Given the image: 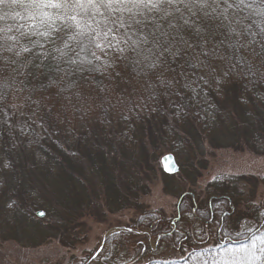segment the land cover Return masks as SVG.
<instances>
[{
    "label": "rangeland",
    "instance_id": "374dc122",
    "mask_svg": "<svg viewBox=\"0 0 264 264\" xmlns=\"http://www.w3.org/2000/svg\"><path fill=\"white\" fill-rule=\"evenodd\" d=\"M258 12L245 16L236 27L252 24L255 30ZM125 75L132 84H121V89L131 92L137 83L131 66ZM177 79L180 84L185 78ZM108 83L81 81L58 98L36 91L34 99L51 97L42 100L33 117L37 123L20 117L19 123L27 125L23 132L20 127L0 128V264H81L96 255L104 238L132 229L145 213L159 217L162 228L172 227L177 200L184 194L196 207H204L213 196H224L233 219H242L238 226L231 225L233 233L246 227L243 223L260 224L264 100L258 97L264 95V81L252 85L232 74L222 96L214 86L197 101L175 95L179 84L174 82L168 97L159 95L158 102H148L158 111L139 115L127 107L113 109L104 101L110 94L101 93L100 87ZM76 91L95 96L90 111H75L73 105L80 107ZM111 102H116L114 95ZM173 103L184 106L179 119L173 116L177 110ZM168 153L176 162L174 173L165 172L160 162ZM219 175L235 179L219 184L213 180ZM137 234L126 246L129 259L144 244L154 258L163 260L188 253L158 244L160 235H152L147 227ZM91 264L103 263L97 258Z\"/></svg>",
    "mask_w": 264,
    "mask_h": 264
},
{
    "label": "snow or ice",
    "instance_id": "6c2138e0",
    "mask_svg": "<svg viewBox=\"0 0 264 264\" xmlns=\"http://www.w3.org/2000/svg\"><path fill=\"white\" fill-rule=\"evenodd\" d=\"M244 4L245 0H0V20L23 21L0 28V54H11V57L0 55V73L10 69L18 75H32V72L17 70L33 67L36 78L46 76L48 87L58 89L57 95L76 88L79 81L102 85L107 80L109 83L100 87L101 93L110 94L104 96V101L113 109L127 107L128 111H135L138 115L145 110L158 111L155 107L149 108L148 102H158L159 95L168 97L167 89H171L174 82L179 83L177 78L187 77L185 69H199L205 73L198 79L208 84L206 77L211 78L217 94L222 96L237 65H231V69L222 74L212 66L211 59H224L219 51L224 41L215 39L217 35H223L218 30L226 28L229 36L234 34L240 39L249 36L255 40L257 35L264 38V11L257 13L260 19L254 22L258 31H252V24L237 30L235 23L238 22L230 17L232 10ZM209 21L212 24L205 27ZM14 28L15 35L11 34ZM210 44L211 48L208 47ZM236 44L239 45L237 52L247 46L239 40ZM228 46L235 47L233 44ZM261 47L262 52L257 55H264V45ZM129 66L137 82L131 92L127 87L121 89V84H132L125 75ZM49 73H55L56 78ZM169 73L173 75L169 77ZM192 75L196 72L193 71ZM247 75L255 76L256 73L249 67ZM97 77L101 79L97 80ZM260 80L264 81V73L260 74ZM13 83H16L15 76ZM19 84L23 85V81ZM183 87L196 94L191 83H185ZM8 88L6 83L0 86V128L20 127L23 132L27 125L26 122L20 124L19 118L27 117L37 123L33 117L37 115L42 100L51 97L33 99L34 91L27 89L28 94L18 99L26 91V86H18L15 89L17 96L10 102ZM158 89L166 91L160 93ZM112 95L115 103L111 102ZM175 95L183 98L179 91ZM75 96L80 105H73L75 111L85 113L91 110L95 100L91 91L87 95L76 91ZM65 99L71 102L70 97L65 96ZM258 99L264 100V95ZM172 106L177 109L173 116L179 119L184 106L175 103ZM38 126L44 127L42 123ZM38 215L44 216L45 213ZM227 216L224 213L221 217L224 224L219 221L216 224L226 227ZM259 218L264 221V210L259 212ZM217 231L216 226H195L196 246L204 242L205 237L215 239ZM247 231L251 233L247 244L229 247L217 242L219 251L212 252L211 264H264V231H253L251 227ZM120 255L123 257L124 254ZM117 264H135V258L122 259ZM150 264L174 262L151 261ZM203 264H209L208 259H204Z\"/></svg>",
    "mask_w": 264,
    "mask_h": 264
},
{
    "label": "trees",
    "instance_id": "16d2710c",
    "mask_svg": "<svg viewBox=\"0 0 264 264\" xmlns=\"http://www.w3.org/2000/svg\"><path fill=\"white\" fill-rule=\"evenodd\" d=\"M248 5L251 6L249 7ZM263 8L264 0H245L244 5L232 10L230 18L234 22H239L240 20L245 18V16L258 12ZM16 23H23V21H13L11 19L0 20V28L11 26ZM211 24L212 22L209 21L205 24V27H208ZM236 24L238 25V23H235V26ZM237 30L241 31L242 29L237 26ZM218 31L220 33H223V35H217L215 39L217 41H224V43L220 45L219 49L220 54L224 57V59L210 60L212 66L216 68L217 73L219 74V72L223 73L224 71H229L231 69V65L236 64L237 67L232 70L234 75H237L240 78H244L248 82H251L253 80L257 81L255 84L251 83L252 85L263 82L260 80V74L264 73V55H257V53L262 52L261 46L264 45V40L261 39L259 35L255 37V40H253V38L249 36H245L242 39L238 38L234 34L229 36L226 28H221ZM252 31H256V28L255 30L252 29ZM11 34H17L15 32V28L13 29V33ZM237 40H239L241 44L247 45L246 47L239 48L238 52L236 50V48L239 47V45L236 44ZM250 41L251 43H249ZM229 44H233L235 45V47L229 48ZM208 47L211 48L212 45L210 44ZM0 55H9L11 57V54L7 53ZM249 67H251V71L256 73L255 76L247 75ZM178 68L179 67H177V69ZM17 71H25L26 73L32 72L33 74L18 75L17 73H12L10 69H6L4 72L0 73V86L5 83L9 85V88L7 89V91L9 92V98L11 94L10 92H15V89L18 86H26V91L21 95L22 97L23 95L28 94L27 89H32L34 93H36V91H44L50 93L51 96H55L56 98H58V89H56L55 87H48L49 81L46 76L41 75L39 76V78H36V70L33 67H29L26 70L18 69ZM185 71L188 73L187 77L184 79L185 81L183 80V82L180 84L177 83L180 87L176 85L173 89L174 93L176 91H179L184 100L196 99L195 101H197V96L203 94L204 92H209L215 86L214 82L209 77H206L209 79L208 84H205L202 80L198 79V76L205 75V73L201 72L199 69H185ZM193 71L196 72V75H192ZM48 75L56 78L55 73H49ZM14 76L16 83H13ZM72 79H76V77H73ZM20 81H23V85L19 84ZM185 83H191L192 87L196 89V94H194L191 89L184 88L183 85ZM11 95H14V93H12ZM14 96L16 97L17 94H15ZM178 97L181 98V96ZM27 110L29 112L31 111L30 109ZM225 179H228V181H234L235 178L230 176L226 177V175H219L217 176L215 181L220 184L223 183ZM256 207L259 210V207ZM193 209L195 210L193 211ZM175 211L177 215L172 224L173 226H167L166 228L161 227V221L159 220V217L155 218L154 213H145V215L142 217L143 219H138L139 221L134 224L131 231L121 230L120 232L110 237L104 238L103 243L99 247L96 255L91 256L88 261H81L80 263L91 264L97 258H100L103 264H117V262L122 259L129 260V253H127L126 246L129 244V241L131 240V237L133 235H138L137 232L142 227L149 228L152 232V235H160L158 244L166 243L173 247L176 251H179L181 253L188 251V253L181 259L163 260L160 258H154V252H152L147 247V245L143 243L144 246H140V251L135 257V264H141L139 261L142 260V258L147 254H149V256L147 257L148 259L145 260L143 264H150L151 261H173L174 264H203L204 259H208L209 264H211L212 252L219 251V249L216 248L217 242L229 247H238L240 244L249 243V237L251 236V233L247 231V228L249 227L247 223H243L246 227H243L238 232L233 233L231 231V225L236 224L238 226L242 219H233L230 213L229 203L222 195L211 197V199L204 207H196L193 198L189 194H184L178 198L177 205L175 206ZM224 213L228 214L226 227H219L216 222L219 221L220 224H224V220L221 219ZM205 221H210L211 223L205 225ZM247 221L250 224H255L253 219H247ZM195 226L208 228L216 226L218 228V231L216 233L215 239H209L208 237H205V241L199 243L198 246H196V236L194 234ZM251 228L253 229V231H256L257 229H260V231H264V221H261L258 225H253V227ZM237 233L240 234L238 235ZM257 234H259V232ZM205 248L208 249L207 252H205ZM141 250L143 251L141 252ZM121 253L124 254L123 257H121Z\"/></svg>",
    "mask_w": 264,
    "mask_h": 264
},
{
    "label": "water",
    "instance_id": "95a60500",
    "mask_svg": "<svg viewBox=\"0 0 264 264\" xmlns=\"http://www.w3.org/2000/svg\"><path fill=\"white\" fill-rule=\"evenodd\" d=\"M160 162L163 170L167 173H174L177 169L174 157L170 153L163 155L160 159Z\"/></svg>",
    "mask_w": 264,
    "mask_h": 264
}]
</instances>
